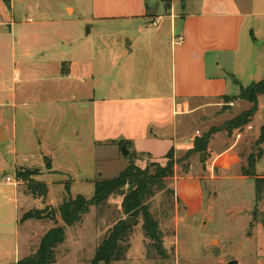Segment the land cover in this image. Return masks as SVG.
Here are the masks:
<instances>
[{
    "label": "rangeland",
    "instance_id": "rangeland-1",
    "mask_svg": "<svg viewBox=\"0 0 264 264\" xmlns=\"http://www.w3.org/2000/svg\"><path fill=\"white\" fill-rule=\"evenodd\" d=\"M161 1L166 6L171 0ZM182 2L175 0V5L181 7ZM248 3L255 7L259 0ZM68 5L74 7L73 15L66 10ZM27 13L40 14L46 19H58L59 14L64 13L66 18L75 19V37H81L91 51L96 69L103 66L101 71L106 74L107 91L98 90V96H152V113L148 107L146 110V115L152 118V134L157 133V125L174 117L172 103L167 99L169 89L165 86L170 74V52L165 41L160 46L161 60L149 63L147 54H143L137 44L133 52L126 55L128 41L137 42V22H92L91 31L90 22L84 19L90 15V0H0V125L6 127L9 137L8 142L0 143V264H20L24 257L38 250L49 228L63 225L58 207L69 195L68 182L73 197L82 194L91 199L96 180L117 177L131 161L152 174L157 163L165 165L170 157L176 163L175 175L166 180L164 190H156L149 199L150 210L159 222L166 256L157 253L143 229L140 215L123 244V259L112 264H228L233 259L240 264H264V190L262 198L257 200L255 179L242 175L249 155L257 152V140L264 123V96H260L255 121L251 120L242 128L240 138L237 136L239 128L226 130L225 127L249 109L251 103L228 96L180 105L176 114L178 146L172 147L169 154L167 148L171 142L166 134L172 127H165L166 133L158 138L153 135L152 140L144 142L152 153L133 144L125 154L120 140L96 141L89 133L86 120L74 118L69 102L61 103L66 109L58 111L54 124L53 119L48 125L38 124L31 135L22 139L19 133L20 138L16 139L12 119L20 113L12 99L24 85L17 71H23L28 64L42 62L37 61L40 57L29 58L31 60L22 57L27 48L20 40V28L15 30L13 23H20ZM254 19L255 24L259 21L262 24L259 40L252 46L249 42L247 45L251 58H243L241 65H230L228 69L238 70L235 77L239 83L234 80L230 83L235 92L241 86L264 79V17ZM167 21L168 18H161V29H169ZM149 31L153 34L157 30L152 26ZM29 48L32 49L29 53L35 57V46ZM156 50L154 53L159 49ZM142 60L147 62L139 66ZM156 95L163 100L155 99ZM120 109L114 110L119 116L117 121L127 123L129 113ZM249 125L254 128L249 129ZM45 126L50 132H46ZM213 129L215 133L208 148L186 158L195 140ZM231 146L234 147L230 155L217 156ZM44 155H48L46 161ZM51 163L54 170L46 172ZM35 167L44 168L42 180L49 188L44 199L34 198L27 184L16 175L17 170L36 171ZM256 169L258 174L264 172V155ZM122 199L120 195H112L104 205L91 206L80 222L66 230L67 240L56 247L52 264H90L109 230L118 221L130 217L123 212ZM32 209H45L46 218L21 222L24 213ZM51 215L55 219L50 218Z\"/></svg>",
    "mask_w": 264,
    "mask_h": 264
},
{
    "label": "crops",
    "instance_id": "crops-1",
    "mask_svg": "<svg viewBox=\"0 0 264 264\" xmlns=\"http://www.w3.org/2000/svg\"><path fill=\"white\" fill-rule=\"evenodd\" d=\"M189 1L183 0L180 7L175 5V0H171L166 6L161 0H90V15L84 18L90 22L91 31L94 28L92 22H137V42L128 41L126 55L133 52L137 44L139 50L147 54L149 63L160 59V46L162 47L165 41L164 45L170 52V74L165 86L169 89L167 99L172 103L174 117L172 121L157 125L155 134H152V118L146 115L147 107L152 113V96H98V90L107 91L104 77L106 74L101 71L103 66L96 69L91 51L87 49L81 37H75V19L66 18L64 13H60L58 19H46L40 14L27 13L20 23L14 22L15 30L20 28V40L27 48L22 57H40L37 61H42L28 64L23 71H17L19 80H24V85L12 99L20 113V116L12 119V123L16 125L14 138H20V133L22 139H25L32 134L36 125H48L49 120L53 119V122H50L54 124L56 114L66 109L61 103L69 102L74 118L86 120L90 126L89 133L96 141L128 140L129 147L134 144L152 153L151 148L144 142L152 140L153 135L158 138L162 133H166L165 127H172L171 132L168 130V135L166 134L167 140L171 142L167 149L177 147V107L200 99L213 100L239 95L244 86L235 92L230 85L231 80L239 83L235 77L238 70L228 69L230 65H241L243 58H251L252 52L247 50V45L249 42L252 46L253 42L259 40L262 24L261 21L255 24L254 17L261 20L264 17V0H259L258 6L255 4V7L248 3L250 0ZM66 10L70 15L75 11L71 5H68ZM163 17L168 18V30L160 27ZM152 26L157 30L153 34L149 31ZM164 33L165 35H162ZM180 37H183V40L180 41ZM30 45L35 46V57L29 53L32 50ZM157 48L158 52L154 53ZM144 62L142 60L138 65ZM153 97L163 100V97L157 95ZM117 108H121L120 112L128 111L127 123L117 121L119 116L114 114ZM252 120L255 121V116ZM45 127L46 132H50V128ZM252 127L253 125L248 126L249 129ZM238 133L241 134V130H238ZM233 147L217 156L230 155ZM260 147L264 155V143ZM44 156L46 161L48 155ZM35 168L41 169L38 174L40 178L35 177L36 180L43 181L44 168ZM52 170L54 168L51 163L46 172ZM257 175L264 177V172ZM70 227L66 226V230Z\"/></svg>",
    "mask_w": 264,
    "mask_h": 264
},
{
    "label": "trees",
    "instance_id": "trees-1",
    "mask_svg": "<svg viewBox=\"0 0 264 264\" xmlns=\"http://www.w3.org/2000/svg\"><path fill=\"white\" fill-rule=\"evenodd\" d=\"M264 96V79L254 82L248 87H242L239 95L229 96L230 99H242L252 104V106L243 111L239 116L231 120L225 127L232 130L242 128L249 124L255 116L260 96ZM228 97V96H224ZM215 129L206 133L202 138H197L194 146L187 153V157L194 152L205 151ZM264 143V125L261 127L260 137L257 140V152L251 153L247 159V167H243V176L253 177L256 183V198H262L264 190V177L256 174V164L263 155V149L260 147ZM128 140H121L120 146L129 147ZM172 151V148L167 154ZM169 156V155H167ZM170 157V156H169ZM175 161L169 158L165 165L156 164L155 171L151 174L148 169H142L137 166L134 161L127 166L117 177L112 179H98L95 182V192L91 199H87L84 195H71V183L66 184L68 196L59 205L58 211L65 225H57L50 228L42 237L38 250L35 253L27 255L19 263L20 264H52L55 261V249L66 239V226H74L80 222L83 215L89 212L91 206L104 205L110 196L120 195L122 199L123 212L130 217L142 216L143 229L147 237L152 241L157 253L166 256V252L162 242V233L159 222L150 210L149 199L155 194L156 190H164L166 188V180L175 175ZM40 174V170L29 171V169L17 170L18 179L23 180L27 184L29 193L34 198L44 199L47 197L49 188L43 181H38L32 176ZM45 209H32L24 213L21 222L28 220H42L46 218ZM50 218L55 219L54 215ZM131 228L124 225V220L118 221L111 228L98 245L95 255L90 264H112L114 261L123 259L124 246Z\"/></svg>",
    "mask_w": 264,
    "mask_h": 264
},
{
    "label": "water",
    "instance_id": "water-1",
    "mask_svg": "<svg viewBox=\"0 0 264 264\" xmlns=\"http://www.w3.org/2000/svg\"><path fill=\"white\" fill-rule=\"evenodd\" d=\"M87 33H89V26L87 27ZM8 142V136L6 133V127L4 125H0V143ZM123 151L125 154L128 153L127 147L123 146ZM139 222L138 217H129L124 220V225L127 228H131L133 225L137 224ZM262 224L264 225V218L262 219ZM228 264H240L239 260L233 259L228 262Z\"/></svg>",
    "mask_w": 264,
    "mask_h": 264
},
{
    "label": "built area",
    "instance_id": "built-area-1",
    "mask_svg": "<svg viewBox=\"0 0 264 264\" xmlns=\"http://www.w3.org/2000/svg\"><path fill=\"white\" fill-rule=\"evenodd\" d=\"M179 40H180V41L183 40V37H180ZM240 136H241V134L238 133V137H240ZM6 179H7L8 181H11V177H10V176H7Z\"/></svg>",
    "mask_w": 264,
    "mask_h": 264
}]
</instances>
